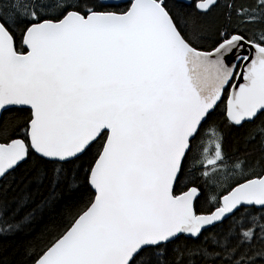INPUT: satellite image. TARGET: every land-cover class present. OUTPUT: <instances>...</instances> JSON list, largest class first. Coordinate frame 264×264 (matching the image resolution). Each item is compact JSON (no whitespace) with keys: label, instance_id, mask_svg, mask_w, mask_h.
Returning a JSON list of instances; mask_svg holds the SVG:
<instances>
[{"label":"snow or ice","instance_id":"obj_1","mask_svg":"<svg viewBox=\"0 0 264 264\" xmlns=\"http://www.w3.org/2000/svg\"><path fill=\"white\" fill-rule=\"evenodd\" d=\"M0 264H264V0H0Z\"/></svg>","mask_w":264,"mask_h":264}]
</instances>
